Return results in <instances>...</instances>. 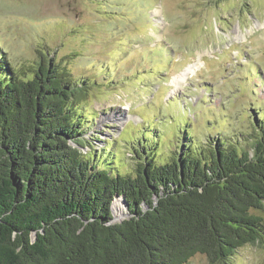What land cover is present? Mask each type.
Returning a JSON list of instances; mask_svg holds the SVG:
<instances>
[{
    "label": "trees",
    "instance_id": "trees-1",
    "mask_svg": "<svg viewBox=\"0 0 264 264\" xmlns=\"http://www.w3.org/2000/svg\"><path fill=\"white\" fill-rule=\"evenodd\" d=\"M40 58L16 74L0 56V264H232L264 247L263 125L112 174L79 151L87 87ZM116 197L129 215L117 223Z\"/></svg>",
    "mask_w": 264,
    "mask_h": 264
},
{
    "label": "rangeland",
    "instance_id": "rangeland-1",
    "mask_svg": "<svg viewBox=\"0 0 264 264\" xmlns=\"http://www.w3.org/2000/svg\"><path fill=\"white\" fill-rule=\"evenodd\" d=\"M42 54L87 87L79 151L112 174L264 126V0H0L3 60L27 74Z\"/></svg>",
    "mask_w": 264,
    "mask_h": 264
},
{
    "label": "bare ground",
    "instance_id": "bare-ground-1",
    "mask_svg": "<svg viewBox=\"0 0 264 264\" xmlns=\"http://www.w3.org/2000/svg\"><path fill=\"white\" fill-rule=\"evenodd\" d=\"M112 211L115 221L120 220L124 217V211L119 201H114L112 204Z\"/></svg>",
    "mask_w": 264,
    "mask_h": 264
},
{
    "label": "water",
    "instance_id": "water-1",
    "mask_svg": "<svg viewBox=\"0 0 264 264\" xmlns=\"http://www.w3.org/2000/svg\"><path fill=\"white\" fill-rule=\"evenodd\" d=\"M118 198L120 199L119 201H121V203L124 204L125 211H127L128 206H127V204L125 203L124 199H123L122 197H116V199H118ZM112 215H113V211H112ZM128 217H129V215H128V212H127V213L124 214V217H123L122 219L117 220V221L120 222V221H122V220H124L125 218H128ZM112 221H113V222H117V221H115V219H114V215H113ZM34 238H35V237L33 236L32 240H34Z\"/></svg>",
    "mask_w": 264,
    "mask_h": 264
}]
</instances>
